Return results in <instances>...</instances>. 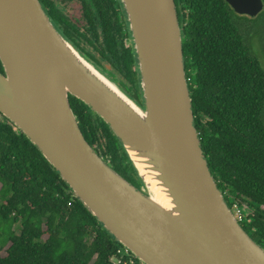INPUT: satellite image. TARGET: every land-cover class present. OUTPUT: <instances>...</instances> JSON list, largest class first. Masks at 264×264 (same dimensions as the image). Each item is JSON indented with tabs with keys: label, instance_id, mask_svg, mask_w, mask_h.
<instances>
[{
	"label": "water",
	"instance_id": "95a60500",
	"mask_svg": "<svg viewBox=\"0 0 264 264\" xmlns=\"http://www.w3.org/2000/svg\"><path fill=\"white\" fill-rule=\"evenodd\" d=\"M255 18L262 0H224ZM142 107L64 39L38 0H0V114L102 229L141 264H264L203 155L174 0H119ZM71 95L106 123L141 188L83 137Z\"/></svg>",
	"mask_w": 264,
	"mask_h": 264
},
{
	"label": "trees",
	"instance_id": "16d2710c",
	"mask_svg": "<svg viewBox=\"0 0 264 264\" xmlns=\"http://www.w3.org/2000/svg\"><path fill=\"white\" fill-rule=\"evenodd\" d=\"M113 1L88 0L97 13L85 8L90 20L84 31L72 25L74 35H94V41H85L99 56H83L106 72L98 61L104 60L134 94L140 93L133 49L107 39L122 26L111 20L113 6L121 10ZM174 2L180 6L183 63L203 155L227 206L243 208L241 227L264 248V67L238 30L239 16L224 0ZM258 17L264 18V7ZM96 35H103L101 42ZM68 100L87 143L140 186L106 123L78 99L69 95ZM1 250L0 264H141L122 252L37 149L0 114Z\"/></svg>",
	"mask_w": 264,
	"mask_h": 264
},
{
	"label": "flooded vegetation",
	"instance_id": "af4514ba",
	"mask_svg": "<svg viewBox=\"0 0 264 264\" xmlns=\"http://www.w3.org/2000/svg\"><path fill=\"white\" fill-rule=\"evenodd\" d=\"M38 1L40 3L41 7L43 8L44 12L46 13L48 18L50 19V21L53 23L55 28L61 34V36L64 39H66L67 42L83 58H85L83 55L84 54L87 55L88 53L95 56L96 58L99 56V55H97L96 50H95V52L92 53L91 50L88 49V47L91 48L92 46L89 45V43L87 41H85V39H90V38H91L90 41H94V35H74V31H73L74 28L72 27V25H73L76 29L80 28L82 31H84L86 29L88 21L90 20L89 18L86 17L87 12L89 11V12H91V14H94V13L96 14L97 10H98V8L95 10L96 5H94V3L90 2L91 5L93 6V8L90 9V5L88 4V0H38ZM117 1L119 3V0H117ZM117 1L114 0L113 2L116 3ZM175 5H176V9L178 11V9H180V6L178 4H175ZM74 7L76 8V12L78 14L77 18L72 17V13H74V9H73ZM106 7H108V6H106ZM113 7L115 8V10L112 9L113 10L112 11L113 17L111 20L120 21L122 26L118 30L116 28H114V34L108 35L109 38H107V39H109L113 43H116L118 45H122L123 48L131 47L133 49L131 39H130V35H127L128 26H127V22H126V18H125V14L123 12V9L121 7V10L119 11L118 7H115V6H113ZM85 8L88 10L87 12H85ZM98 14H99V12H98ZM122 14L124 15L123 17H122ZM238 16H240V15H238ZM240 17L246 18L247 16H240ZM65 34H70V35H65ZM96 36L98 39H100V42H101L103 35H96ZM69 41H74L75 44H73ZM76 41L79 43V46H77L78 43H76ZM127 41L130 43L129 45H127V43H126ZM82 44L86 46V49L82 46ZM97 48L100 49L99 46H97ZM85 59L89 63H91L96 69H98L99 72H101L103 75H105L109 80H111V81L115 80L119 84L120 87L122 85L125 90L122 87L121 88L128 94V96H130L139 106L142 107L141 94L140 93H136L137 95L134 94L132 88L130 87L129 82L126 81V79H124V77H122V75H120L117 71H113L111 66H109L108 64L105 65L104 63H102L104 61L102 59H100L98 61H99L100 65L102 67H104V69H106V72L100 71L102 69L100 66L97 67L91 60L89 61L87 58H85ZM109 67L111 69L107 70ZM115 74H116V78L114 77ZM117 75H120V77H118ZM69 105H70V102H69Z\"/></svg>",
	"mask_w": 264,
	"mask_h": 264
},
{
	"label": "rangeland",
	"instance_id": "374dc122",
	"mask_svg": "<svg viewBox=\"0 0 264 264\" xmlns=\"http://www.w3.org/2000/svg\"><path fill=\"white\" fill-rule=\"evenodd\" d=\"M73 9H74V13H72V17L77 18L78 14L76 12V8L74 7ZM238 22H239L238 30L240 34L243 35V37L245 38L246 44L250 46L252 52L256 53L262 66L264 67V18L255 17V18L250 19L248 17L244 18V17L239 16ZM126 43L127 45L130 44L128 41ZM82 46L86 49L85 45L82 44ZM88 49L90 48L88 47ZM102 63L106 65L105 61H103ZM110 69L111 68L109 67L107 70H110ZM117 76L120 77V75H117ZM114 77L116 78V74L114 75ZM113 81L124 93H126L122 85L121 87L124 90L119 86V84L115 80ZM96 147L99 149V152H100V147L98 144L96 145ZM132 183L135 184V186L138 189L141 188V186H139V183H137V181L132 180ZM232 210L234 211L233 208ZM0 255H4L3 250H1Z\"/></svg>",
	"mask_w": 264,
	"mask_h": 264
},
{
	"label": "built area",
	"instance_id": "2783aa9c",
	"mask_svg": "<svg viewBox=\"0 0 264 264\" xmlns=\"http://www.w3.org/2000/svg\"><path fill=\"white\" fill-rule=\"evenodd\" d=\"M187 81H188V79H187ZM232 208L234 209V211L232 210ZM232 208H230V209H231V212H232L233 216L240 223L242 221L243 217H244V215H243V208H240L237 205H233ZM122 252H124L125 254L128 253L125 248H124V250Z\"/></svg>",
	"mask_w": 264,
	"mask_h": 264
}]
</instances>
